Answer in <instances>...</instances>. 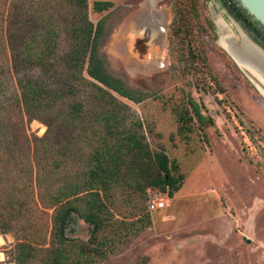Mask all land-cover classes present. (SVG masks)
<instances>
[{"label":"trees","instance_id":"trees-1","mask_svg":"<svg viewBox=\"0 0 264 264\" xmlns=\"http://www.w3.org/2000/svg\"><path fill=\"white\" fill-rule=\"evenodd\" d=\"M171 7L180 35L187 16L180 2ZM104 20L90 19L89 0H0V78L12 71L19 90L16 112L0 107V234L13 237V264H100L151 224L148 190L173 197L182 185L176 162L149 148L120 98L148 94L109 72L98 50ZM31 69L37 75L23 71ZM187 105L180 133L192 132L193 116L206 120L195 101ZM32 120L42 135L24 130ZM77 218L89 226L86 240L69 235Z\"/></svg>","mask_w":264,"mask_h":264},{"label":"rangeland","instance_id":"rangeland-1","mask_svg":"<svg viewBox=\"0 0 264 264\" xmlns=\"http://www.w3.org/2000/svg\"><path fill=\"white\" fill-rule=\"evenodd\" d=\"M111 1V8L97 13L89 0L90 19L96 24L105 18L98 50L112 75L148 94L139 103L120 98L142 121L149 148L176 162L183 182L173 197L148 190L151 224L100 264H264V96L253 82L264 87L217 42L231 24L225 31L214 24V0H196L194 10L190 0ZM177 1L187 16L180 35L171 29ZM143 26L153 36L150 54L141 56L133 44ZM155 54L165 55L163 67ZM13 74L0 78V107L16 112ZM188 98L206 120L193 116L192 132L180 133L178 114L192 110ZM23 127L30 137L44 132L37 120ZM160 201L163 207L149 210ZM88 228L77 218L69 235L86 240ZM13 245L10 233L0 234V264H13Z\"/></svg>","mask_w":264,"mask_h":264},{"label":"bare ground","instance_id":"bare-ground-1","mask_svg":"<svg viewBox=\"0 0 264 264\" xmlns=\"http://www.w3.org/2000/svg\"><path fill=\"white\" fill-rule=\"evenodd\" d=\"M211 13L216 24L221 30L225 31L227 25L223 19L219 17L213 9H211ZM159 29L162 31L161 28ZM225 32L226 33L222 32V35L218 40L219 44L230 54L241 68L250 71L254 78L258 79L264 87V53L244 37L241 39L239 45H235L229 34L231 32L228 29ZM253 83L264 96V89H261L259 84L255 82Z\"/></svg>","mask_w":264,"mask_h":264},{"label":"flooded vegetation","instance_id":"flooded-vegetation-1","mask_svg":"<svg viewBox=\"0 0 264 264\" xmlns=\"http://www.w3.org/2000/svg\"><path fill=\"white\" fill-rule=\"evenodd\" d=\"M210 6H211L209 8L210 12H211V9H213L219 15V17H221L223 19V21L226 24H228L227 21L231 24L233 30L230 27L229 28H230L231 32L234 34L237 44H240L241 36H240L235 24L239 25L240 28L248 35V37L251 40H253L255 43H257L262 49H264V29H263V27L257 21H255L240 6V4L238 3L237 0H214V6L215 7L213 8V5H210ZM211 17H212V13H211ZM212 20H213L214 24L218 27V25L214 21L213 17H212ZM247 20L251 23V25L248 24ZM232 22H234V23H232ZM236 35H238V37ZM219 38H220V35L217 39V42H218ZM227 54L230 56V54L228 52H227ZM233 61L236 63V61L234 59H233Z\"/></svg>","mask_w":264,"mask_h":264},{"label":"water","instance_id":"water-1","mask_svg":"<svg viewBox=\"0 0 264 264\" xmlns=\"http://www.w3.org/2000/svg\"><path fill=\"white\" fill-rule=\"evenodd\" d=\"M238 3L240 4V6L255 20L257 21L264 29V0H237ZM234 23V22H232ZM235 26L237 27V30L241 36V39L244 37L246 38L248 41H250L253 45H255L258 49H260L263 53H264V49H262L257 43H255L253 40H251L248 35L240 28L239 25L235 24ZM162 29V31H160V29ZM158 31L160 33L165 34L166 33V27L165 25H161L158 27ZM139 37H137L134 41V48L139 52V54L141 56L147 54V52L149 53V41L151 40V37L153 36V32L151 29H149L147 26H143L142 28H140L139 30ZM233 39V43L235 45H239L237 44L236 40H235V36L234 34L231 32L229 33ZM241 43V41H240ZM137 52V54H138ZM150 54V53H149ZM155 57H159V55L155 54ZM160 61L158 62L161 63V66L159 67H163L164 66V62L163 60L165 59V55H161L160 57ZM260 87V86H259ZM261 88V87H260ZM262 89V88H261Z\"/></svg>","mask_w":264,"mask_h":264},{"label":"built area","instance_id":"built-area-1","mask_svg":"<svg viewBox=\"0 0 264 264\" xmlns=\"http://www.w3.org/2000/svg\"><path fill=\"white\" fill-rule=\"evenodd\" d=\"M163 205H164V202L160 201L158 203L149 204L148 208H149V210H153V209L161 208V207H163Z\"/></svg>","mask_w":264,"mask_h":264}]
</instances>
